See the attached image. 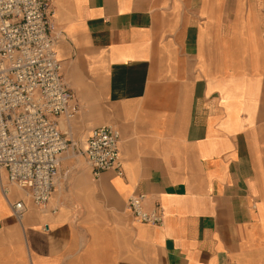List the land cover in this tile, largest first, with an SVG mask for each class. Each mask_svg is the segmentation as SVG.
<instances>
[{"label": "crops", "instance_id": "0c3cea01", "mask_svg": "<svg viewBox=\"0 0 264 264\" xmlns=\"http://www.w3.org/2000/svg\"><path fill=\"white\" fill-rule=\"evenodd\" d=\"M50 1L82 152L115 124L123 168L21 220L0 184V264H264V0Z\"/></svg>", "mask_w": 264, "mask_h": 264}, {"label": "built area", "instance_id": "2783aa9c", "mask_svg": "<svg viewBox=\"0 0 264 264\" xmlns=\"http://www.w3.org/2000/svg\"><path fill=\"white\" fill-rule=\"evenodd\" d=\"M53 14L50 0H0V184L18 220L30 204L45 208L51 201L71 146L61 119L75 118L80 109L63 78ZM120 142L115 124L93 129L83 153L95 177L106 170L121 173ZM13 188L19 192L15 198ZM146 198L131 196L128 210L139 221L162 223V206L147 209Z\"/></svg>", "mask_w": 264, "mask_h": 264}, {"label": "rangeland", "instance_id": "374dc122", "mask_svg": "<svg viewBox=\"0 0 264 264\" xmlns=\"http://www.w3.org/2000/svg\"><path fill=\"white\" fill-rule=\"evenodd\" d=\"M78 104H79L80 109H79V112L75 118H73L71 120H65L64 118L61 119L62 131L65 133L66 137L69 140H72V141H74V143H76V147L72 148L70 146V148L62 156V158L64 157V159L61 160V166H60L61 174H60L59 180L61 182L63 181V183H66V184L72 183V178L69 177V175L72 174V172L75 173V175L90 174V176L93 180V176L90 173V167H89L88 161H87L84 153L82 152V150L85 147V140L86 139H80L79 138V136H81L83 134V129L81 127H79V123L77 122L79 120L80 114L82 112V104L81 103H78ZM68 122L71 123L72 129L67 124ZM104 124H106V123H104ZM67 126H69V127H67ZM71 131H72V136L70 135ZM67 155L69 156V158L65 161V159H66L65 156H67ZM56 186H57V184L55 185V187ZM51 203L53 204L52 198H51L50 204ZM54 206H59L58 208H60V205L58 203H57V205L54 204Z\"/></svg>", "mask_w": 264, "mask_h": 264}, {"label": "bare ground", "instance_id": "6f19581e", "mask_svg": "<svg viewBox=\"0 0 264 264\" xmlns=\"http://www.w3.org/2000/svg\"><path fill=\"white\" fill-rule=\"evenodd\" d=\"M67 124L70 125V122H68ZM67 127H69V126H67ZM66 129H67V128H66ZM68 131H69V130H68ZM63 159H64V157L62 158V160H63ZM59 181H60V180H59Z\"/></svg>", "mask_w": 264, "mask_h": 264}]
</instances>
